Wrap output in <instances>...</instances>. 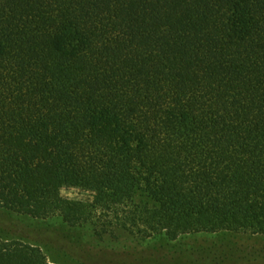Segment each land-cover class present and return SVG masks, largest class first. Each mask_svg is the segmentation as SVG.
Instances as JSON below:
<instances>
[{
	"label": "trees",
	"instance_id": "obj_1",
	"mask_svg": "<svg viewBox=\"0 0 264 264\" xmlns=\"http://www.w3.org/2000/svg\"><path fill=\"white\" fill-rule=\"evenodd\" d=\"M0 208L264 235V0H0ZM0 264L55 263L0 236Z\"/></svg>",
	"mask_w": 264,
	"mask_h": 264
},
{
	"label": "rangeland",
	"instance_id": "obj_2",
	"mask_svg": "<svg viewBox=\"0 0 264 264\" xmlns=\"http://www.w3.org/2000/svg\"><path fill=\"white\" fill-rule=\"evenodd\" d=\"M63 197L91 202L94 193L66 186ZM0 236L38 244L55 264H264V235L196 233L169 240H142L125 230L96 234L91 226L70 227L61 218L32 219L0 208Z\"/></svg>",
	"mask_w": 264,
	"mask_h": 264
}]
</instances>
